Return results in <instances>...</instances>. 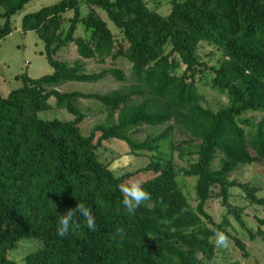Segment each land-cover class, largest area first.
Masks as SVG:
<instances>
[{
  "label": "trees",
  "instance_id": "trees-1",
  "mask_svg": "<svg viewBox=\"0 0 264 264\" xmlns=\"http://www.w3.org/2000/svg\"><path fill=\"white\" fill-rule=\"evenodd\" d=\"M30 1L0 0V40ZM22 26L44 41L54 71L19 74L22 84L0 93V264H20L10 252L28 240L38 247L23 264H212L226 252L214 243L215 229L248 256L231 217L250 240L264 242V215L256 217L255 229L244 218L248 206L264 210V196L250 181L232 177L256 162L264 167V0H171L166 15L147 0H59L25 14ZM70 44L80 56L73 63L56 57ZM203 46L220 52L218 59L211 63ZM121 57L131 63L129 75L117 66L89 72L81 60ZM108 75L123 85L107 92L59 89ZM202 86L226 94L228 102L205 105ZM80 98L96 99L106 110L88 135L80 126L87 117ZM54 107L74 118L39 115ZM253 112L261 118L255 121ZM143 125L166 126L138 140L133 135ZM175 132L185 138L175 142ZM112 138L150 161L118 175L98 153ZM175 150L186 166L176 164ZM144 172L151 174L142 181L151 199L127 214L118 185ZM180 173L195 178L193 195L180 184ZM234 188L245 205L233 200ZM214 197L225 208L220 221L207 210ZM78 203L91 208L95 230L77 212L79 227L59 236L60 215Z\"/></svg>",
  "mask_w": 264,
  "mask_h": 264
},
{
  "label": "rangeland",
  "instance_id": "rangeland-1",
  "mask_svg": "<svg viewBox=\"0 0 264 264\" xmlns=\"http://www.w3.org/2000/svg\"><path fill=\"white\" fill-rule=\"evenodd\" d=\"M57 1L59 0H32L27 3L22 10L11 17L13 31L10 35L0 40V93L2 95H7L12 89L22 84L21 79L17 78L19 74L26 72L31 77H40L54 71V68L49 64L43 52L45 48L44 41L39 37L36 31H26L23 28L22 18L27 13L38 11L42 7L52 5ZM147 3L150 8L156 9L164 15L168 14L171 9V0H147ZM4 11V6L0 5V12ZM88 11L89 8L84 5L83 14H87ZM98 12L103 18L109 20L103 11L98 10ZM67 15L70 16L72 13L69 12ZM4 22L5 18L0 17V23L3 24ZM108 23L113 31L118 33V30L114 28L115 25L110 20ZM200 52L206 58H209L211 63L220 56V52L212 54L208 46L201 47ZM56 57L69 61L70 63L80 58L74 44L62 48L57 53ZM81 60L85 62L86 69L89 72H98L103 68L117 66L123 68L127 75L130 74L131 63L122 57L116 60L108 58L106 62L84 58H81ZM122 85L123 82L118 81L112 75H108L98 82H68L60 86L59 89L61 91L80 90L83 92H107ZM201 92L205 96L204 104L214 109L228 102L226 94L210 86H202ZM50 102L54 104L55 99L51 98ZM78 104L87 115L80 126L82 132L88 135L97 122L106 119V110L96 99L80 98ZM249 114L257 121L261 118L262 112H253ZM39 115L45 119L58 118L62 120H71L74 118V115L69 113L66 109L55 107L42 111ZM165 126L166 125L153 127L143 125L133 137L138 140H143L148 134L157 133L164 129ZM183 138H185V135L175 132L173 140L179 142ZM166 150L168 149L166 148ZM98 153L101 160L108 163L118 175L129 171H135L138 168L144 167L150 161L148 156L132 155L128 144L116 138L105 141L98 149ZM172 155L179 167L187 165V160L179 157L177 150L173 151ZM150 176V173L144 172L135 175L132 179H138L142 182ZM232 177L239 178L242 181H250L259 188V195L264 196V167L261 163L256 162L239 168L233 173ZM178 179L180 184L184 186V190L193 195L195 178L186 177L180 173ZM233 193V200L237 204H246V201L240 195L241 190L234 188ZM193 204H195V201H193ZM207 210L216 221H220L225 213V208L221 203V199L217 197L209 200ZM258 215H264V210H258L255 206H248L245 208L244 218L247 227H252L254 229L257 227L258 222L256 217ZM231 219L237 231L233 233L247 244L248 256H246L234 243L231 237H228L227 247H224L226 249L225 257H218L212 264H226L227 262L236 264H264V242L259 238L250 240L246 228L241 226L233 217H231ZM37 247L38 244L33 241H23L16 249L10 252V256L20 264H23V258L31 251L37 249Z\"/></svg>",
  "mask_w": 264,
  "mask_h": 264
},
{
  "label": "clouds",
  "instance_id": "clouds-1",
  "mask_svg": "<svg viewBox=\"0 0 264 264\" xmlns=\"http://www.w3.org/2000/svg\"><path fill=\"white\" fill-rule=\"evenodd\" d=\"M118 189L122 194V205L127 214H134L137 208L151 199V194L145 190L142 182L138 179H129L125 182H121L118 185ZM79 213L83 217L89 230H95V217L91 208L86 207L82 203L76 205L75 211L71 209L67 210L64 214H61L58 220L57 233L59 236H66L70 229L79 227L78 223L74 222V216ZM118 232L122 235L123 229H118ZM215 240L214 243L217 247H227L228 236L219 229L214 230Z\"/></svg>",
  "mask_w": 264,
  "mask_h": 264
}]
</instances>
